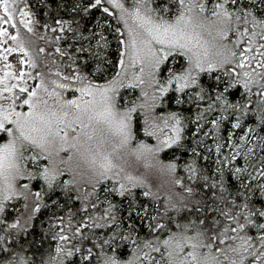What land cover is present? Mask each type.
<instances>
[{"label":"snow or ice","instance_id":"obj_1","mask_svg":"<svg viewBox=\"0 0 264 264\" xmlns=\"http://www.w3.org/2000/svg\"><path fill=\"white\" fill-rule=\"evenodd\" d=\"M0 264H264V0H0Z\"/></svg>","mask_w":264,"mask_h":264},{"label":"trees","instance_id":"obj_2","mask_svg":"<svg viewBox=\"0 0 264 264\" xmlns=\"http://www.w3.org/2000/svg\"><path fill=\"white\" fill-rule=\"evenodd\" d=\"M113 22H115V21H113ZM112 47H113V52H114V50H115V48H116V42L115 41H113V45H112ZM166 158V157H165Z\"/></svg>","mask_w":264,"mask_h":264}]
</instances>
